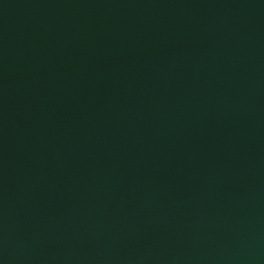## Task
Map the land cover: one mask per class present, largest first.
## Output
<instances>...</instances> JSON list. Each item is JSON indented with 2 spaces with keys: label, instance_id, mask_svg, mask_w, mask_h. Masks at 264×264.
<instances>
[{
  "label": "water",
  "instance_id": "water-1",
  "mask_svg": "<svg viewBox=\"0 0 264 264\" xmlns=\"http://www.w3.org/2000/svg\"><path fill=\"white\" fill-rule=\"evenodd\" d=\"M0 264H264V0H0Z\"/></svg>",
  "mask_w": 264,
  "mask_h": 264
}]
</instances>
